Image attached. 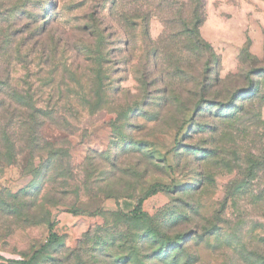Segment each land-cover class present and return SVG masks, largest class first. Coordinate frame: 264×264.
<instances>
[{"label": "rangeland", "instance_id": "374dc122", "mask_svg": "<svg viewBox=\"0 0 264 264\" xmlns=\"http://www.w3.org/2000/svg\"><path fill=\"white\" fill-rule=\"evenodd\" d=\"M91 1L0 0V264H264V0Z\"/></svg>", "mask_w": 264, "mask_h": 264}, {"label": "trees", "instance_id": "16d2710c", "mask_svg": "<svg viewBox=\"0 0 264 264\" xmlns=\"http://www.w3.org/2000/svg\"><path fill=\"white\" fill-rule=\"evenodd\" d=\"M108 1L109 0H92L88 4L89 6L88 10H91V9L98 10V12H95V13L91 11L90 15L89 13H86L83 17V20L85 21V23L83 24L82 28L85 30L90 29L89 30L90 33H88L90 37L96 36V37H99L101 40H104L103 34L106 31V28H105L106 26H105L104 19L99 17V13H100L99 10L104 8ZM116 2L117 0H113V4H115ZM160 5H162L161 2L149 5L146 2V0H143V2H140V3L136 2L134 7L132 8L133 11L130 12L129 14L122 12L121 18L126 24L135 23L136 19H140L141 21H147L149 9L151 7L158 8ZM167 5L169 6L170 4L167 3ZM124 34L126 38L130 37L128 33L125 32ZM15 36H16V32L12 30L11 25L9 26H7L6 24L2 25L0 27V51H6L8 48H10ZM261 70L264 71V67L261 68ZM255 71H258V70L252 68L251 70L247 72V78L249 81L251 80L250 74ZM5 79H8V78L5 77ZM238 91L239 90H235L231 96L233 97ZM197 105L198 104H196L195 107H197ZM163 190L168 191L170 190V187L168 185L160 184V183L152 184L145 191L143 196L137 200V203L133 210V214L137 215L141 212V205H142L143 200L146 197H148L151 194H155L159 191H163ZM50 242L51 240L48 239L47 242L43 244L40 248L36 249L28 259H23V258L22 259H8V261H10L12 264H30L35 259V257L41 252V250L44 249L47 246V244H49Z\"/></svg>", "mask_w": 264, "mask_h": 264}]
</instances>
